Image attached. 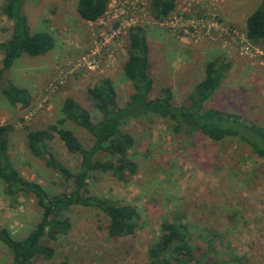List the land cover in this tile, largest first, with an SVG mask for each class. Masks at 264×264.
I'll return each instance as SVG.
<instances>
[{"label": "rangeland", "instance_id": "rangeland-1", "mask_svg": "<svg viewBox=\"0 0 264 264\" xmlns=\"http://www.w3.org/2000/svg\"><path fill=\"white\" fill-rule=\"evenodd\" d=\"M77 1L27 0L23 7L31 32L46 31L54 43L44 56L22 55L9 71L12 83L30 92V106L11 107L0 98V125L14 128L10 155L24 179L52 194L66 189L44 162L29 154L24 138L27 129H43L60 119L65 98L74 99L95 118L87 90L108 78L118 103L129 100L132 87L122 68L132 26L145 29L153 97L169 87L173 103L185 104L205 77L207 63L223 58L230 69L205 106L264 126V43L250 46L245 38V21L261 0H177L175 11L160 21L149 13L150 0H109L105 14L93 23L79 18ZM3 4L0 0V41L11 33V23L1 13ZM1 59L0 54V67ZM63 127L89 145L86 131L71 122ZM127 131L135 141L129 157L137 164L136 173L125 181L98 175L89 190L136 207L141 220L135 235L108 239L100 212L73 210L71 231L47 239L54 257L35 264H148L147 252L159 238L161 224L179 209L199 249L213 240L217 251L212 259L233 254L250 264H264V159L236 142L175 136L159 119L131 122ZM51 150L65 166L77 170L78 157L67 154L58 139ZM39 218L34 198H9L0 181V230L20 239ZM9 261L0 244V264Z\"/></svg>", "mask_w": 264, "mask_h": 264}, {"label": "trees", "instance_id": "trees-1", "mask_svg": "<svg viewBox=\"0 0 264 264\" xmlns=\"http://www.w3.org/2000/svg\"><path fill=\"white\" fill-rule=\"evenodd\" d=\"M26 1L4 0L1 13L11 23V33L7 40L0 41V97L11 107L19 105L23 109L30 106L32 96L26 88L12 83L9 71L22 55L44 56L54 47L48 32H31L23 9ZM108 3L109 0H78L76 13L83 21L93 23L105 14ZM176 7L177 0L149 1V13L155 21L166 19ZM245 36L252 46L264 43V0L247 17ZM148 54L144 27L132 26L128 31L127 57L122 68L124 79L131 84L132 94L124 105L118 103L114 84L107 78L87 90L95 118L67 97L61 107L60 119L43 129H27L25 148L31 156L44 162L45 169L57 175L63 185H67L63 191L48 193L41 184L20 175L10 155L14 128L0 125V181L4 184V193L12 199L20 194L30 196L40 211L35 227L20 239L6 229L0 230V244L10 255L9 264H35L38 259H52L54 248L47 239L54 241L57 235L65 236L71 231L73 210L100 212L106 219L104 230L108 239L120 240L135 235L141 220L136 207L95 195L89 190L90 183L97 180L98 175L110 174L125 181L127 176L136 173L137 164L129 157V150L135 143L127 131L131 122L151 123L159 119L175 136L200 135L214 143L236 142L264 159V126L239 114L205 106L228 73V62L219 57L208 62L205 77L188 94L185 104L175 105L169 87L162 88L156 97L151 95L153 81L148 74ZM66 122L86 131L90 136L89 145L81 143L72 131L64 128ZM55 139L61 142L67 154L78 157L77 170L65 166L52 152L51 143ZM185 220L186 214L179 209L169 221L161 224V234L147 252L148 264H250L244 256L233 254L223 260L212 259L217 251L213 240L209 239L203 250L199 249ZM64 264L69 263L65 261Z\"/></svg>", "mask_w": 264, "mask_h": 264}, {"label": "crops", "instance_id": "crops-1", "mask_svg": "<svg viewBox=\"0 0 264 264\" xmlns=\"http://www.w3.org/2000/svg\"><path fill=\"white\" fill-rule=\"evenodd\" d=\"M19 86V85H18ZM19 87H21V86H19ZM24 88V87H23ZM28 90V89H27ZM0 98H2V97H0ZM3 99V98H2ZM4 100V99H3ZM5 101V100H4ZM6 102V101H5ZM8 104V103H7Z\"/></svg>", "mask_w": 264, "mask_h": 264}, {"label": "built area", "instance_id": "built-area-1", "mask_svg": "<svg viewBox=\"0 0 264 264\" xmlns=\"http://www.w3.org/2000/svg\"><path fill=\"white\" fill-rule=\"evenodd\" d=\"M245 38H246V36H245ZM246 42H247V40H246ZM248 43V42H247ZM248 45H250L249 43H248ZM251 46V45H250Z\"/></svg>", "mask_w": 264, "mask_h": 264}]
</instances>
